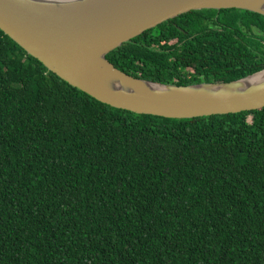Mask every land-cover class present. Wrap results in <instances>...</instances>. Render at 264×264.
Wrapping results in <instances>:
<instances>
[{
    "label": "trees",
    "instance_id": "1",
    "mask_svg": "<svg viewBox=\"0 0 264 264\" xmlns=\"http://www.w3.org/2000/svg\"><path fill=\"white\" fill-rule=\"evenodd\" d=\"M107 59L168 85L238 80L264 70V16L192 11ZM0 264H264V108L117 109L0 30Z\"/></svg>",
    "mask_w": 264,
    "mask_h": 264
},
{
    "label": "water",
    "instance_id": "2",
    "mask_svg": "<svg viewBox=\"0 0 264 264\" xmlns=\"http://www.w3.org/2000/svg\"><path fill=\"white\" fill-rule=\"evenodd\" d=\"M264 16V0H0V30L50 72L117 109L170 119L264 108V70L230 82L168 85L134 78L107 55L192 11Z\"/></svg>",
    "mask_w": 264,
    "mask_h": 264
},
{
    "label": "flooded vegetation",
    "instance_id": "3",
    "mask_svg": "<svg viewBox=\"0 0 264 264\" xmlns=\"http://www.w3.org/2000/svg\"><path fill=\"white\" fill-rule=\"evenodd\" d=\"M223 13H217V16H220V15H222ZM223 16V15H222ZM187 34V33H186ZM256 34H258L257 36H260V34H262V33H259V32H257ZM241 36H244L242 33H241ZM246 37V36H245Z\"/></svg>",
    "mask_w": 264,
    "mask_h": 264
}]
</instances>
